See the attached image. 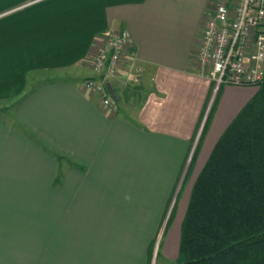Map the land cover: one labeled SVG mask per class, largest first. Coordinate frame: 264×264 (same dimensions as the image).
Wrapping results in <instances>:
<instances>
[{"label": "crops", "instance_id": "1", "mask_svg": "<svg viewBox=\"0 0 264 264\" xmlns=\"http://www.w3.org/2000/svg\"><path fill=\"white\" fill-rule=\"evenodd\" d=\"M233 1L0 0V264H173L197 169L256 89L230 83L214 92L192 54L205 12ZM118 27L130 46L105 81L116 96L108 114L80 89L84 76L96 75L87 56L97 37ZM128 93L137 106L118 111L117 98ZM160 147L170 156L179 148L178 169L170 180L157 174L156 184L148 149ZM102 212L109 228L118 212L155 218L121 252L123 238L99 230Z\"/></svg>", "mask_w": 264, "mask_h": 264}, {"label": "trees", "instance_id": "2", "mask_svg": "<svg viewBox=\"0 0 264 264\" xmlns=\"http://www.w3.org/2000/svg\"><path fill=\"white\" fill-rule=\"evenodd\" d=\"M247 85L254 93L217 135L189 186L173 264H264V70ZM209 108L180 185L196 157Z\"/></svg>", "mask_w": 264, "mask_h": 264}, {"label": "built area", "instance_id": "3", "mask_svg": "<svg viewBox=\"0 0 264 264\" xmlns=\"http://www.w3.org/2000/svg\"><path fill=\"white\" fill-rule=\"evenodd\" d=\"M201 32L192 48L199 73L212 81V90L221 84L243 85L259 81L264 70V0H234L232 5L215 2L205 12ZM96 40L88 56V67L96 72L84 76L81 91L98 96L100 107L116 112L106 79L117 75L129 34L122 27L108 29Z\"/></svg>", "mask_w": 264, "mask_h": 264}, {"label": "rangeland", "instance_id": "4", "mask_svg": "<svg viewBox=\"0 0 264 264\" xmlns=\"http://www.w3.org/2000/svg\"><path fill=\"white\" fill-rule=\"evenodd\" d=\"M116 104L119 107L118 111L121 109L130 110L137 106L138 100L136 93L132 95V93H128L127 97L124 98L123 94H120V96L116 100ZM117 111V110H116ZM173 153L172 156L169 154V150L167 148L160 147V148H152L148 149V160L147 165L149 166V169L151 172L156 173L154 174V180L156 184L159 183L156 178H158L157 174H162L163 177H165L167 180H170L169 174L173 172V170H177L178 166L176 165L177 158L179 155V148L172 149ZM169 162L170 164L167 165L165 163ZM167 169V173L163 174L161 171ZM153 180V181H154ZM186 182V181H185ZM190 181L186 182V184H189ZM160 185V184H159ZM176 184L174 186V191L176 190ZM183 187V184L181 188ZM182 194V193H181ZM122 214H125L124 216ZM102 214H97L98 217V225L101 224V227L99 230L103 231L102 235H105L104 233H108L111 237H117V239L123 240L122 245L117 246V250L122 252H129V245H133L134 239H135V233L139 231V226L142 227L143 230H146L147 227L150 228L151 225L149 222L155 218V214L152 212L150 213H128V212H118L114 220L111 222L112 227H105L104 226V217ZM136 217L139 218L138 221L136 220ZM127 218L129 220V223L126 224ZM127 228V229H126ZM161 230V226L159 227L158 231L156 232V235L154 236V246L157 245L158 242V234ZM101 233V232H100ZM102 235H99L100 237ZM109 237V236H108ZM154 246L152 248V254L154 255ZM134 247V246H133Z\"/></svg>", "mask_w": 264, "mask_h": 264}, {"label": "water", "instance_id": "5", "mask_svg": "<svg viewBox=\"0 0 264 264\" xmlns=\"http://www.w3.org/2000/svg\"><path fill=\"white\" fill-rule=\"evenodd\" d=\"M106 87H107L106 89H107L108 93L112 94V97L115 99L116 96H115V94H113L111 86L107 82H106Z\"/></svg>", "mask_w": 264, "mask_h": 264}]
</instances>
